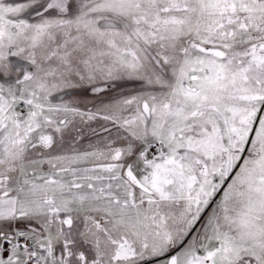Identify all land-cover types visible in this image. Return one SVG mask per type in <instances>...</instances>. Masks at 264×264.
Returning a JSON list of instances; mask_svg holds the SVG:
<instances>
[{"label":"snow or ice","instance_id":"snow-or-ice-1","mask_svg":"<svg viewBox=\"0 0 264 264\" xmlns=\"http://www.w3.org/2000/svg\"><path fill=\"white\" fill-rule=\"evenodd\" d=\"M0 264H264V0H0Z\"/></svg>","mask_w":264,"mask_h":264}]
</instances>
